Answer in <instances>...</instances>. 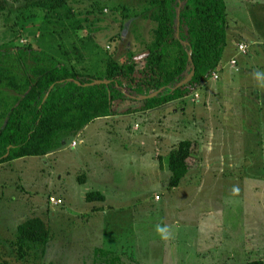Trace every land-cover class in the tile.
Listing matches in <instances>:
<instances>
[{
	"label": "rangeland",
	"instance_id": "obj_1",
	"mask_svg": "<svg viewBox=\"0 0 264 264\" xmlns=\"http://www.w3.org/2000/svg\"><path fill=\"white\" fill-rule=\"evenodd\" d=\"M145 1L68 0L74 17L64 26L71 35L60 38L84 52L77 68L102 70L112 55L141 68L155 27L141 14ZM225 2L228 50L218 77L145 115H130L142 101L117 103L116 117L68 138L47 165L36 158L0 165V245L9 264L22 263L8 241L34 217L50 230L40 264L264 262V99L253 91L264 93V0ZM97 5L104 12L91 13ZM24 7L0 0V45L40 46L46 22L39 17L23 30L17 17L28 15ZM53 22L46 24L55 39L43 38L50 45L63 31ZM185 140L197 143V154L179 187L169 190L162 184L171 176L168 158ZM160 163L164 172L155 167ZM96 191L105 201L86 202Z\"/></svg>",
	"mask_w": 264,
	"mask_h": 264
},
{
	"label": "trees",
	"instance_id": "obj_2",
	"mask_svg": "<svg viewBox=\"0 0 264 264\" xmlns=\"http://www.w3.org/2000/svg\"><path fill=\"white\" fill-rule=\"evenodd\" d=\"M10 1L25 3L24 8H28V15L22 12L17 17L23 30L42 17L46 23L53 20L51 25L63 31L56 45L43 42V38L56 37L46 23L38 30V48L12 42L0 45V164L44 157L60 149L92 122L115 116V105L121 102L142 101L137 110L141 112L185 99L218 70L227 47L225 0H146L141 14L155 27L143 66L139 68L132 58L120 61L112 55L102 70L90 66L79 69L74 62L84 61V52L74 48L75 42L60 38L61 34L71 35L64 26L74 17L68 0ZM122 10L124 19L131 17L127 8ZM94 12L102 13L104 7L93 6ZM189 76L188 82L178 87ZM196 154L197 143L191 140L172 150L168 158L171 176L164 183L169 190L179 187ZM85 200L104 202L105 196L90 192ZM49 241L47 223L34 217L17 226L8 245L17 262L40 264ZM2 249L0 245V264H9Z\"/></svg>",
	"mask_w": 264,
	"mask_h": 264
},
{
	"label": "crops",
	"instance_id": "obj_3",
	"mask_svg": "<svg viewBox=\"0 0 264 264\" xmlns=\"http://www.w3.org/2000/svg\"><path fill=\"white\" fill-rule=\"evenodd\" d=\"M228 47H226V49H225V51H227L228 49H227ZM225 55H226V52H225ZM224 55V56H225ZM224 56H223V58H224ZM223 61H225V59H223ZM222 64V63H221ZM253 91H254V93H255V97H258L259 99H258V101L260 102V101H262V99H264V93H262V92H260V89L259 90H255L254 88H253ZM139 103V102H138ZM140 104V103H139ZM170 104H172V103H170ZM169 105V104H168ZM167 106V105H166ZM166 106H163V107H161V108H159V109H163L164 107H166ZM142 107V105L139 107V108H141ZM139 108H137L136 110H138ZM152 111V110H151ZM147 113H149V111H141V112H138V113H134V114H130V115H145V114H147ZM114 117H116V116H111V117H108V118H103V119H112V118H114ZM103 119H100V120H103ZM97 121V120H96ZM92 124V123H91ZM90 125V124H89ZM88 125V126H89ZM87 126V127H88ZM87 127L84 129V131L87 129ZM83 131V132H84ZM83 132L82 133H80L76 138H81L82 137V135H83ZM85 133V132H84ZM105 135H108L107 133L105 134ZM105 144V143H104ZM107 145V144H106ZM72 147H76L77 146V144L75 145V146H73V143H72V145H71ZM54 156V154H48V155H46V156H44V157H30V158H36V159H39L40 161H43V165H47V159H49L50 157H53ZM24 159H26V158H23V159H18V160H14V161H20V160H24ZM14 161H11V162H14ZM4 164V163H3ZM1 165V164H0ZM158 166H159V168H158ZM155 167L156 168H158L159 170H161V171H163L164 172V170H165V168H164V166L160 163V165H158V164H155ZM189 172H190V170H189ZM188 172V173H189ZM188 173H187V175H188ZM186 175V176H187ZM170 178V177H169ZM169 178H166V179H163L162 180V184L164 185V183H165V181H167ZM101 193V192H100ZM58 198H62V200H64L65 199V197L64 196H61V195H58Z\"/></svg>",
	"mask_w": 264,
	"mask_h": 264
},
{
	"label": "built area",
	"instance_id": "obj_4",
	"mask_svg": "<svg viewBox=\"0 0 264 264\" xmlns=\"http://www.w3.org/2000/svg\"><path fill=\"white\" fill-rule=\"evenodd\" d=\"M237 47H238V50H239L240 52H245V51H246V48H247V45L241 42V43H239V44L237 45ZM233 63H235V62H233ZM213 76H214L215 78L218 77V76H217V72H215V73L213 74ZM75 145H76V143L74 142V143H73V146H75ZM51 202H52V203H55V201H54L53 198H51ZM55 204H57V203H55Z\"/></svg>",
	"mask_w": 264,
	"mask_h": 264
},
{
	"label": "water",
	"instance_id": "obj_5",
	"mask_svg": "<svg viewBox=\"0 0 264 264\" xmlns=\"http://www.w3.org/2000/svg\"><path fill=\"white\" fill-rule=\"evenodd\" d=\"M191 75H192V74H191ZM190 77H191V76H189V77L187 78L186 81H184L183 83L179 84L178 87L184 85L185 83H187L188 80L190 79ZM95 83H96V84H100V83L108 84V82H106V81H103V82H101V81H96ZM138 99L141 100V98H138ZM142 99H144V98H142Z\"/></svg>",
	"mask_w": 264,
	"mask_h": 264
}]
</instances>
